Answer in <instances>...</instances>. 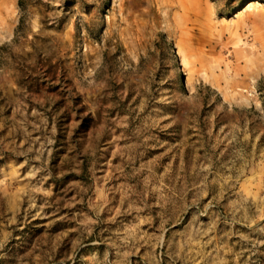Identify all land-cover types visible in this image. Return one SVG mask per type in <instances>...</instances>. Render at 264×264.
I'll list each match as a JSON object with an SVG mask.
<instances>
[{
	"label": "rangeland",
	"instance_id": "374dc122",
	"mask_svg": "<svg viewBox=\"0 0 264 264\" xmlns=\"http://www.w3.org/2000/svg\"><path fill=\"white\" fill-rule=\"evenodd\" d=\"M187 1L12 0L0 264H264V0Z\"/></svg>",
	"mask_w": 264,
	"mask_h": 264
},
{
	"label": "bare ground",
	"instance_id": "6f19581e",
	"mask_svg": "<svg viewBox=\"0 0 264 264\" xmlns=\"http://www.w3.org/2000/svg\"><path fill=\"white\" fill-rule=\"evenodd\" d=\"M181 3H182V6L180 8V11H182L181 14L191 9V6L187 0H183V2ZM11 4H12V0H0V20H3L8 9L11 7ZM181 56L183 62H186L187 64L191 65V67L194 66L193 53L189 50L188 45L184 43L181 49Z\"/></svg>",
	"mask_w": 264,
	"mask_h": 264
}]
</instances>
